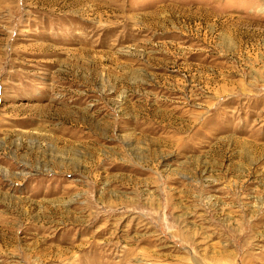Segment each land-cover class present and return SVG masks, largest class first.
I'll list each match as a JSON object with an SVG mask.
<instances>
[{
	"label": "rangeland",
	"instance_id": "obj_1",
	"mask_svg": "<svg viewBox=\"0 0 264 264\" xmlns=\"http://www.w3.org/2000/svg\"><path fill=\"white\" fill-rule=\"evenodd\" d=\"M0 264H264V0H0Z\"/></svg>",
	"mask_w": 264,
	"mask_h": 264
}]
</instances>
